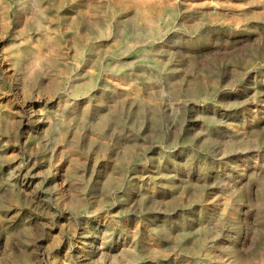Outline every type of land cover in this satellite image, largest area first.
Returning <instances> with one entry per match:
<instances>
[{"label":"rangeland","instance_id":"rangeland-1","mask_svg":"<svg viewBox=\"0 0 264 264\" xmlns=\"http://www.w3.org/2000/svg\"><path fill=\"white\" fill-rule=\"evenodd\" d=\"M21 45L45 62L0 69V264H264V0H0Z\"/></svg>","mask_w":264,"mask_h":264},{"label":"bare ground","instance_id":"bare-ground-1","mask_svg":"<svg viewBox=\"0 0 264 264\" xmlns=\"http://www.w3.org/2000/svg\"><path fill=\"white\" fill-rule=\"evenodd\" d=\"M88 11L84 10L80 21H78L77 19H72L71 21H69V25H71V27L75 30V35H76V41L75 43H79L80 44V48L81 46H83L86 43H89V41L91 39L90 38V34L88 32H81L78 29V24L82 25L85 22V18L87 17ZM153 19V18H152ZM151 17H147L145 16V20L150 21L152 20ZM34 22L35 23H41V17L40 16H36L34 18ZM95 32L97 33V37L101 38V37H108L110 36V34L112 33V27L110 24L109 19L99 16V20L98 23L96 25V29ZM45 41L43 40V43H49L50 45L56 46L58 41H56L55 39L52 40L50 39L49 35H46ZM83 49H81L80 51H82ZM11 63L13 66L15 67H20L23 62H26L27 65L30 63H33L34 66L33 68L30 69L29 71V78L32 80V82H34L35 84L38 83V77H39V71L38 69L44 65V58H43V53H41L39 50L36 49H30L25 45H21L19 47H15L13 49V51L8 54V53H3L0 54V69H8V63ZM9 63V64H10ZM59 84V80L56 82V85ZM100 100H101V96H100ZM28 107H30L28 105ZM44 125H47V123H44ZM65 176V173L61 174L59 173V177L60 179L62 178V182L60 183V187H61V194L67 196V198L69 199V201H76V198L70 193V191L72 190L71 184H67L64 180L63 177ZM58 177V178H59ZM168 183L172 182V179L170 177L167 178ZM84 230V229H83ZM82 230V231H83ZM96 231L94 232V237L91 238V242L89 244V242H87V240L84 238V232H80L79 234V247H77V252H76V256L75 259L77 262L79 263H87L88 260L90 258H96L97 260L102 259L103 255L102 252H100V250L98 249V241L100 240V232L99 229H95ZM200 239H195V241L193 242V246L190 247L189 251L191 252H197L200 248H199V241ZM122 248L119 250L121 253H123V257L125 259L128 260H132L136 257V252L134 251V249L132 248V246L127 245V243H122ZM86 254H85V253ZM86 255H88L90 258L88 259L86 257Z\"/></svg>","mask_w":264,"mask_h":264}]
</instances>
